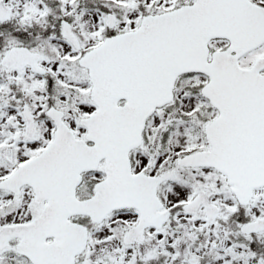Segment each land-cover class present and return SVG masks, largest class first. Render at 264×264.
Returning <instances> with one entry per match:
<instances>
[{"label":"snow or ice","instance_id":"1","mask_svg":"<svg viewBox=\"0 0 264 264\" xmlns=\"http://www.w3.org/2000/svg\"><path fill=\"white\" fill-rule=\"evenodd\" d=\"M0 264H264V0H0Z\"/></svg>","mask_w":264,"mask_h":264}]
</instances>
